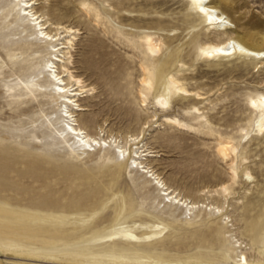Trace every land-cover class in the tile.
<instances>
[{"label": "rangeland", "instance_id": "rangeland-1", "mask_svg": "<svg viewBox=\"0 0 264 264\" xmlns=\"http://www.w3.org/2000/svg\"><path fill=\"white\" fill-rule=\"evenodd\" d=\"M234 1L232 15L235 18L245 17L241 22L248 18L264 21V0ZM39 2L35 7L43 8L52 21L59 20L79 31L72 51L73 70L89 84L88 88L94 89L92 94L79 99L86 109L77 112V122L100 138L111 132L120 140L113 146L97 147L90 152L82 150L69 138L65 143L59 135L60 124L55 121L63 107L53 96L37 92L34 98L24 88L31 81L33 71L36 72L32 68L35 59L27 56L30 48L25 52L26 39L16 30V22L0 23V203L42 214L54 212L55 207L63 210L74 201L80 203L81 213L97 211L90 222L99 227L106 226L116 210L120 212L121 221L159 222L160 227H164L150 244L117 243L113 246L123 249L116 250L117 257L131 256L132 260L114 261V257H109L105 261L87 259L81 264H172L171 260L197 258L212 264H225L228 253L232 259H237L240 252L246 254L249 264H264V134L256 135L249 130V134L241 138L245 132L240 129L247 127V121L254 117L249 115L245 98L255 89L262 90L258 82L264 78V69H250L246 73L217 72L207 65V60L192 62L187 55L184 58L186 66L180 67L181 63L177 62L176 70L187 77L189 88L199 92L210 89L205 94L208 100H199L197 105L211 123H198L190 118L192 114L185 112L192 100H173L168 112L161 111L155 106L153 90L147 93L146 108H140L137 80L140 76L138 63L143 55L138 36L143 32H155L166 45L172 42L168 48L162 46L153 65L154 74L170 51L186 43L193 34L200 40L215 38L216 34L201 24L183 31V18L198 23V16L188 3L182 0ZM85 3H91L100 17L93 9L86 13L82 9ZM152 22L155 27L147 29V24ZM162 26L165 30L158 29ZM171 26L176 30H166ZM229 27L235 30L233 25ZM23 48L24 53H21ZM185 53V45H182L179 54ZM42 59L43 56L37 58L38 61ZM173 65L172 69L175 62ZM11 70L16 74L7 77ZM6 81L9 85L19 82L20 86L14 88V94L18 95L8 96ZM165 115L188 121L191 128L168 126L164 122ZM50 120L53 127H48ZM144 121L146 124H142ZM140 125L146 126L139 137L142 136L141 142L136 144L139 139L130 141L123 158L117 146L123 145L125 135L138 132ZM226 131L238 142L237 153L233 156L235 176H231L229 162L214 152L218 136L225 135ZM148 149L153 151V156L146 161L141 157L137 162L149 163L161 173L167 185L186 197L219 205L222 211L199 207L185 216L184 207L174 204L168 197L163 202L150 200L144 185L138 183L139 176L146 174L131 166L134 151L140 154ZM247 170L250 175L245 173ZM223 184L230 192L226 200L220 190L212 191ZM205 187L211 191L200 194L198 190ZM52 202L56 203L55 207ZM10 225L15 226L11 229L14 234L39 237L36 231H29L28 223L11 219ZM61 225L69 229L76 227L78 221L72 218ZM256 225L260 229L258 243L250 240ZM31 245L42 244L35 241ZM88 246H93L92 242ZM136 251L138 253L133 256ZM142 252L148 253L150 258L142 260ZM41 260L44 263L45 260ZM16 261L10 256H0L3 264H18Z\"/></svg>", "mask_w": 264, "mask_h": 264}, {"label": "bare ground", "instance_id": "bare-ground-1", "mask_svg": "<svg viewBox=\"0 0 264 264\" xmlns=\"http://www.w3.org/2000/svg\"><path fill=\"white\" fill-rule=\"evenodd\" d=\"M182 1L188 3V6L198 16V23L187 17L183 18L181 21V24L184 25L183 31L201 24L210 33L216 34L215 38L200 40L197 35L193 34L186 43L182 44L185 45L186 53L179 54L182 45L175 47L173 51H170L167 58L160 62L159 70L154 74L153 65L166 42L160 35H155V32H143L144 34L138 36L140 40L138 44L142 50L143 60L138 63L140 76L137 80V86H139L137 102L140 108H146L147 93L150 90L155 91L153 97L155 106L165 112H168L167 109L171 106L173 100H192L188 103L189 105L185 104L189 107L185 112L192 114L190 118L196 119L198 123H211L197 105L199 100H208V96L205 94L210 89L199 92L195 88H189L188 84L190 82L186 81L187 77L181 75L179 69L176 70L177 62L181 63L180 67L186 66L187 62L184 61V58L189 55L192 62L199 59L207 60V65L214 68L217 72H231L234 70L246 73L250 69L253 71L264 69V55H261V53H264V21L248 18L241 22L245 17L235 18L232 15L235 12L236 2L234 0ZM39 3V0H0V23L16 22V30H19V34L26 39L27 48H25V52L30 48L27 56L35 59L32 68L36 72L33 71L31 81L24 88L34 98L37 92L53 96V100L56 103H60V107H63L62 110L60 109L61 113H59L55 121L60 124L59 135H61L65 143H68L67 138H69L82 150L88 152L96 151L97 147L101 148L104 146L108 148L113 146L116 141L120 140H117V136H113L109 132L106 137L100 138L96 133L86 131L84 124L78 123L76 119L77 112L86 109L79 102V99L92 94L94 89V87L88 88L89 84L86 83L83 77L75 74L73 70L72 51L74 50L79 31L69 25H63L59 20L52 21L43 12V8L37 9L35 7ZM92 6L91 3H85L82 9L86 13H88V9H93L97 17H100L98 10L92 8ZM201 8H203V12L200 10ZM230 25H233L235 30L230 29ZM153 27H155L154 22L147 24L146 28ZM158 29L165 30V26ZM172 29L176 30V27L171 26V28L166 30ZM170 44L172 42H169L166 48ZM241 49L244 51H241ZM21 53H24V48ZM40 56H43V59L38 61L37 58ZM173 62H175L174 69H172L174 66ZM11 64L14 65L15 63L11 61ZM27 64H29V61ZM174 70H176L175 73H173ZM13 74H16V72L11 70L7 77H11ZM10 81H13V79ZM154 83H159L158 87L156 84L154 86ZM4 85L7 87L5 92L8 93V96L18 95L14 94L16 91L14 88L20 86L19 82L14 81L13 84L9 85L6 81ZM258 88H262V90L255 89L245 98L249 115H254V117L247 121V127L242 126L240 128L242 132H245L241 135V138L249 134V130L256 135L264 134V131H262L264 129V78L258 82ZM194 95L196 98L192 97ZM146 122L144 121L142 124H146ZM164 122L168 126L191 128L188 121L180 120L174 115H165ZM53 124L51 120L48 121V127H53ZM145 127L140 125L138 132L125 135L122 140L123 145L117 146L120 149L117 152L121 153L123 158L124 152L127 150V144L130 141L135 142L138 140ZM101 128L102 126L100 125L99 129ZM224 133L225 135L218 136L214 145V152L217 157L229 162L231 176H235L236 167L234 166L233 156L237 153L238 142L234 140V136L229 134V132L226 131ZM141 139L142 136L136 144H139ZM129 152L126 154H129ZM151 152L153 151L149 149L146 153L142 152L140 154L139 151H134L133 162L131 163L133 168L141 169L146 174L145 177L139 176L138 183L144 185L147 190V197L150 200L163 202L166 201L165 197H168L174 204L184 207L185 216L191 214L194 209L199 207L207 208L209 206V209H217L218 212L222 211L219 205L212 206L211 204H205L204 201H195L186 197L177 189L167 185L161 173L157 172L149 163L137 162L141 157H144L143 159L146 161L148 157L153 156ZM149 173V178H147ZM245 173L250 175L248 170ZM219 190L224 200H226L230 193L228 187L223 184L212 191L216 193ZM198 191L202 194L211 190L205 187ZM52 203L55 207L56 203ZM116 207H118V204ZM81 209L80 203L73 201L65 205L63 210L55 207L54 212H43L41 214L40 211L13 209L0 203V256H10L12 259L17 260L15 263L18 264H81L87 259L105 261L109 257H114V261L132 260L131 256L117 257L116 250L123 249L113 246L117 243L127 245L150 244L159 237L164 229V227H160L159 222L121 221L118 210L115 211V215L106 226L99 227L94 222H90L97 214V211L81 213ZM72 218H77L78 225L76 227L69 229L62 227L61 223H68ZM11 219L28 223L29 231H36V235L39 237L35 238V236H30L29 234L25 236L14 234L11 229L15 226L10 225ZM45 221H48V223L44 224L43 222ZM32 223L38 224L32 225ZM32 226H35V229H31ZM55 229H58V232L55 233ZM259 233V227L257 225L254 226L250 240L254 243L260 242ZM45 234H49V237L43 236ZM35 241H40L42 245H31ZM89 242H92L93 246H88ZM105 243L107 244L104 245ZM101 244L104 247L95 246ZM135 253H138V251L133 252L132 255L134 256ZM147 254H143L142 260L150 258ZM41 259L45 260L44 263ZM231 259L232 257L228 253L224 263L249 264L246 254L243 252H240L237 259ZM170 263L212 264L211 262L201 261V258L171 260ZM0 264L3 263L0 262Z\"/></svg>", "mask_w": 264, "mask_h": 264}, {"label": "snow or ice", "instance_id": "snow-or-ice-1", "mask_svg": "<svg viewBox=\"0 0 264 264\" xmlns=\"http://www.w3.org/2000/svg\"><path fill=\"white\" fill-rule=\"evenodd\" d=\"M203 12V8L200 9ZM241 51H244L243 49H241ZM230 54V53H227ZM261 55H264V53H261ZM262 131H264V129H262Z\"/></svg>", "mask_w": 264, "mask_h": 264}]
</instances>
